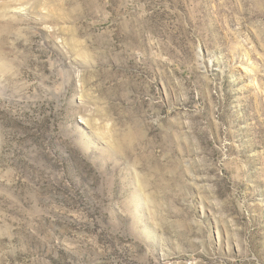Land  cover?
Segmentation results:
<instances>
[{
	"label": "rangeland",
	"instance_id": "374dc122",
	"mask_svg": "<svg viewBox=\"0 0 264 264\" xmlns=\"http://www.w3.org/2000/svg\"><path fill=\"white\" fill-rule=\"evenodd\" d=\"M0 264H264V0H0Z\"/></svg>",
	"mask_w": 264,
	"mask_h": 264
},
{
	"label": "bare ground",
	"instance_id": "6f19581e",
	"mask_svg": "<svg viewBox=\"0 0 264 264\" xmlns=\"http://www.w3.org/2000/svg\"><path fill=\"white\" fill-rule=\"evenodd\" d=\"M1 70L4 69V65L3 66H0Z\"/></svg>",
	"mask_w": 264,
	"mask_h": 264
}]
</instances>
